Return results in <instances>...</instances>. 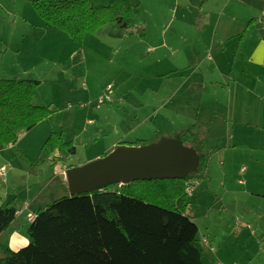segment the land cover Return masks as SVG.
<instances>
[{
    "label": "rangeland",
    "instance_id": "obj_1",
    "mask_svg": "<svg viewBox=\"0 0 264 264\" xmlns=\"http://www.w3.org/2000/svg\"><path fill=\"white\" fill-rule=\"evenodd\" d=\"M97 1L101 5L109 3L108 0ZM130 1L141 7L146 21L147 45L135 39L123 41L126 40V31L106 26L96 36L99 41L95 36H88L85 40L82 46L86 49L88 64L86 69L75 72V75L69 70L68 56L79 44H75L64 32L53 28V31H47L43 36H52L56 42L50 44L51 49L45 48L46 42H40V29H37L38 25H42L39 22H44L36 15L28 0H0L7 9L5 13L0 11V80L18 78L52 81L55 76L54 64L57 63L59 76H55V82L60 93L56 100L58 103L50 106L53 113L48 119V127L58 133L64 131L67 140L72 141L76 148L73 155L63 154L59 173L54 175L52 166L43 165L47 161L39 162V158L45 159L46 155L38 139L34 140L36 131L25 135L19 148L37 158L30 163L20 155L18 149L10 152L8 162H0V167H8L9 181L4 183L0 178V196L5 199V189L14 186L16 191L10 201L18 207L28 199L35 213L49 207L53 209L57 200L70 196L61 183L62 177L66 178L63 175L65 166H84L109 155L118 146H129L139 140L156 144L164 139H178L191 129L194 134L205 139L207 154L209 181H195L192 193L187 196L189 203L195 204L192 218L199 228V238L207 239L210 243L209 246H203L204 264H226L229 261L244 264L252 259V264H264V250L260 246L264 242V123L261 124L262 129H259L261 126L257 127L258 120H240L236 121L234 128L231 125L229 127V122L233 120H227L226 117L225 91L216 83L203 85L199 78L197 87L186 92L187 101L173 100L169 103L165 112L168 119H162V110L155 120H150L147 114H143L144 119L136 120L131 114L138 103L146 100L160 106L165 102L162 87L166 82L163 80L168 76L149 81L150 86L158 90L157 94H151L153 90L146 87V82L142 84V89L138 88V81L128 82L121 90H116L113 85L117 83L120 87L122 81L132 76L146 81L153 74H165L189 62L172 54L166 55L163 50L164 41L168 42L170 48L177 49L176 39L183 31L184 1ZM102 40H109L112 55L106 53L105 46H97ZM131 44L132 52L123 56ZM117 49L121 52L114 57ZM136 53L138 56H135ZM63 70L67 73L60 74ZM68 78H72L70 86ZM111 84L113 89L108 90ZM37 89L33 103L46 107L48 104L45 101L51 88L49 84L41 88L40 94L46 96L43 102L35 98ZM64 91L66 98L60 100ZM120 95L125 96L123 105L112 102L113 98L117 99ZM102 96H108L111 101L104 98V103L98 108ZM179 97L176 96L177 99ZM159 110L156 108L155 111ZM115 142L119 144L110 149ZM11 170L14 172L13 183L10 181ZM34 183L37 186H33ZM35 201L38 204H34ZM248 225L251 228H247ZM28 226L26 220L22 230L25 239ZM8 236H3L1 242L4 243ZM5 245L7 247L8 243Z\"/></svg>",
    "mask_w": 264,
    "mask_h": 264
},
{
    "label": "trees",
    "instance_id": "obj_2",
    "mask_svg": "<svg viewBox=\"0 0 264 264\" xmlns=\"http://www.w3.org/2000/svg\"><path fill=\"white\" fill-rule=\"evenodd\" d=\"M108 1V5H101L97 0H28L46 25L64 32L75 44L84 43L106 26L126 31L127 37L147 40L140 5L130 0ZM40 84L41 81L18 78L0 80L3 146L15 147L23 133L52 115L50 106L33 103ZM178 139L199 154L196 173L181 180H139L65 196L55 202L53 209L34 214L27 229L28 243L16 251L5 245L0 250V264H204V239L200 240L199 228L192 218L195 204L189 203L187 196L195 181H209L205 142L192 131ZM144 145H148L147 141L139 140L129 146ZM42 151L53 158L55 168L59 158L56 152L73 155L76 148L64 131H54ZM20 155L31 163L21 151ZM1 167L6 168V176H0L5 183L8 167ZM61 183L69 192L67 182ZM0 202L1 242L17 221L19 210L14 204ZM25 210L20 213H27Z\"/></svg>",
    "mask_w": 264,
    "mask_h": 264
},
{
    "label": "crops",
    "instance_id": "obj_3",
    "mask_svg": "<svg viewBox=\"0 0 264 264\" xmlns=\"http://www.w3.org/2000/svg\"><path fill=\"white\" fill-rule=\"evenodd\" d=\"M183 1V5L185 7L182 17L183 31L182 34H179L178 38L176 39L177 49L170 48L168 42L164 41L163 50L166 55L172 54V56H178L179 58H182V60L189 63L187 65H180L165 74H153L149 80L146 81L141 79V77H134L131 75L132 77L130 79L128 78L127 80L122 81L120 87L117 86V83L114 85L111 84L109 86L112 87L113 85V88L114 86L117 88L116 90H121L128 82L138 81V88L142 89V84L146 82V87H151L153 90L151 94H157L158 90L150 86L149 81L161 80V77L168 76L165 80H163L166 82H164L165 85L162 87V92L165 94L163 101L165 102H163L162 105L157 106V104L153 103L152 101L149 102L145 100V102L138 103V107H136L134 109V113L131 114L134 118H136V120L138 118L144 119L145 116H143V114L149 115L150 120H155L160 115V112L164 110L162 119H168V116L165 115V112L169 103L173 100L187 101L188 99L185 95L186 92H188V90L191 88L197 87V79L199 78L203 85L206 83V85H212L216 83L225 91V109L227 112L226 117L227 120H233L232 122H229V127L231 125L234 128L236 126V121L239 122L240 120H258L259 125H257V127L261 126V128H258L262 129L263 125L261 124L264 123V0ZM6 10L5 4L0 3V11L5 13ZM39 23L43 25H38L37 27V29H40H38L39 40L40 42L44 40L46 42L44 47L51 49L52 45L50 44L56 42L55 38L52 36L45 37L43 35L47 31H53V27L48 26L45 23ZM100 31L101 30L92 36H95L96 38ZM125 39L126 40L123 41H134L132 39L138 40L136 38L127 36ZM147 41L148 38L147 40L141 42L146 43L147 45ZM83 44L84 43L80 44L79 47L72 49L68 56L69 70L75 75L77 74L75 72L84 68L86 69L88 64V56L86 49H84L82 46ZM97 46H105L106 53L112 55L110 51L109 40H105V42L102 40V42L100 41V45L97 44ZM132 46L133 45L131 44V46H128L125 49L123 56H126L128 53L132 52ZM151 50L153 51L154 49L152 48ZM119 52L121 51L117 49L113 56L115 57L117 54H119ZM135 56H138V54L136 53ZM204 64L207 65L203 67ZM54 65V74L58 78L59 70L56 69L57 63ZM203 69H205V71H203ZM53 70L54 69L52 67V73ZM65 73H67L66 70L60 72V74ZM55 76L53 75L52 81L41 80V84L37 89L35 98H38L41 102H43V100L46 99V96H42L40 94V90L44 85L49 84L51 90L49 91V94H47L48 99L45 102L48 105L46 106H54L55 102L58 103L56 100L59 97L60 91L59 87L56 86L57 84L55 82ZM194 76L197 77L192 83H190ZM205 79L208 81H205ZM177 83L178 87H176ZM188 83H190V88H188ZM71 84L72 78H68V86ZM85 84L86 82L84 85ZM64 93L65 91L60 95V100L66 98L64 97ZM92 93L93 92L91 91L90 94ZM177 95L180 96L178 99L176 98ZM145 96L146 94L143 95L144 99ZM124 98L125 96L120 95V97L117 99L113 98L112 102L115 101V103H118V105H123L125 103ZM156 108L160 109L159 112L155 111ZM48 121L49 120H46L40 123L30 132L23 133L15 147L3 146L0 143V162H8V159L10 158V152L20 149L19 146L21 139L31 132L36 131L34 134V140L37 141L38 139V142L43 147L46 139L52 132H54L53 129L48 127ZM247 124L250 126L249 121H247ZM188 131L191 132L192 130L189 129L186 132ZM200 139L204 140L205 142V139ZM117 144L119 143L115 142L110 146V149L115 148ZM20 151L25 155V157L30 159L31 163H33V161L37 158L34 154L32 156L31 154L26 153L24 150L20 149ZM56 154L59 158L56 160L55 168H58V170L54 168V175H58L59 163L61 164V159H63V154H61L59 151L56 152ZM43 161H47V164H43L46 165V167H51L52 163L54 162L53 158L47 155L45 159L42 158L41 162ZM70 168L71 167L65 166L64 170L66 171ZM65 171H63L64 176H66ZM7 178L5 183L8 181ZM62 180L66 181L65 177H62ZM10 181L11 183L14 182L13 170L10 172ZM42 185L44 186V184ZM33 186H37V184L34 183ZM62 188L64 189V187ZM14 191H16V187L8 186L4 191L5 199L0 196V200L2 202L14 204L19 210L17 221L12 225L10 231L3 235L4 237L6 235L9 236L8 238H5L4 243L0 242L2 243L0 245V250L4 248L5 243H8V247L15 251L28 243V239L23 237L22 230H24L26 220L28 223H30L27 213L31 212L35 214L32 203L28 199H26L19 207L15 202L12 203L10 201ZM37 200H39V198H37ZM34 204H38V202L35 201ZM26 205H28V208H25ZM21 210H25L24 212L27 213L21 214ZM247 228L251 227L248 225ZM260 246L264 250V242L261 243ZM212 250L216 253L214 249ZM253 261V259L248 260L244 262V264H252ZM236 263L240 264L239 262ZM226 264L232 263L229 261V263Z\"/></svg>",
    "mask_w": 264,
    "mask_h": 264
},
{
    "label": "water",
    "instance_id": "obj_4",
    "mask_svg": "<svg viewBox=\"0 0 264 264\" xmlns=\"http://www.w3.org/2000/svg\"><path fill=\"white\" fill-rule=\"evenodd\" d=\"M200 156L179 139L144 146H118L109 155L66 171L71 196L89 194L113 184L139 180L186 179L196 173Z\"/></svg>",
    "mask_w": 264,
    "mask_h": 264
},
{
    "label": "built area",
    "instance_id": "obj_5",
    "mask_svg": "<svg viewBox=\"0 0 264 264\" xmlns=\"http://www.w3.org/2000/svg\"><path fill=\"white\" fill-rule=\"evenodd\" d=\"M110 89H112V87L111 86H109V88H108V90H110ZM103 98V99H102ZM102 98H100L99 99V106H98V108L100 107V105L101 104H103L104 103V98H106L107 100H111L108 96H103ZM0 176L1 177H5L6 176V168L5 167H0ZM35 215L33 214V213H30L29 215H28V219H29V221H33L34 219H35ZM203 244L205 245V246H209V242H208V240L207 239H204L203 240ZM232 264H238V263H232Z\"/></svg>",
    "mask_w": 264,
    "mask_h": 264
},
{
    "label": "bare ground",
    "instance_id": "obj_6",
    "mask_svg": "<svg viewBox=\"0 0 264 264\" xmlns=\"http://www.w3.org/2000/svg\"><path fill=\"white\" fill-rule=\"evenodd\" d=\"M66 174V173H65Z\"/></svg>",
    "mask_w": 264,
    "mask_h": 264
}]
</instances>
